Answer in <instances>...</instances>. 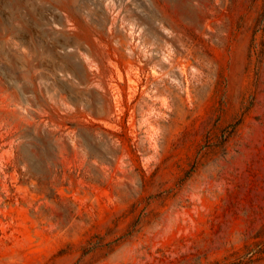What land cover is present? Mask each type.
<instances>
[{
	"label": "rangeland",
	"instance_id": "374dc122",
	"mask_svg": "<svg viewBox=\"0 0 264 264\" xmlns=\"http://www.w3.org/2000/svg\"><path fill=\"white\" fill-rule=\"evenodd\" d=\"M30 1L0 0V264H264V0Z\"/></svg>",
	"mask_w": 264,
	"mask_h": 264
},
{
	"label": "bare ground",
	"instance_id": "6f19581e",
	"mask_svg": "<svg viewBox=\"0 0 264 264\" xmlns=\"http://www.w3.org/2000/svg\"><path fill=\"white\" fill-rule=\"evenodd\" d=\"M30 1V0H29ZM69 1V0H68ZM72 1V0H71ZM42 2V1H41ZM30 3H31V1H30ZM26 4H27V0H10V11H11V18H12V16L13 17H22V15H21V11H19L20 10V8H22V7H25L26 6ZM29 4V3H28ZM66 4V3H65ZM29 5H31V7L33 6L32 4H29ZM35 6V5H34ZM42 6V5H41ZM17 8V9H16ZM74 13V12H73ZM4 21V20H3ZM8 22V21H7ZM1 24H4V22H2V20L0 19V26H1ZM9 28H10V30H11V28L13 29V24L12 23H10V24H8L7 25ZM6 29V28H5ZM4 30V29H3ZM7 31V30H6Z\"/></svg>",
	"mask_w": 264,
	"mask_h": 264
}]
</instances>
